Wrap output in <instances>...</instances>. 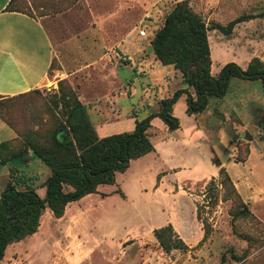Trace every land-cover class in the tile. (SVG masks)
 I'll use <instances>...</instances> for the list:
<instances>
[{
  "label": "rangeland",
  "instance_id": "1",
  "mask_svg": "<svg viewBox=\"0 0 264 264\" xmlns=\"http://www.w3.org/2000/svg\"><path fill=\"white\" fill-rule=\"evenodd\" d=\"M80 1L16 0V9L44 22L54 45V59L46 87L9 100L0 98V142L11 139L15 132L16 138L9 142L11 147L19 149L23 142L18 134L27 131L46 134L51 131L58 122L64 120V109L59 104L60 86L71 88L78 94L76 86L95 71L91 66L97 67V63L107 53L113 58L122 81L133 89L131 96L117 95L116 103L122 110L121 118L108 124L109 131L105 135L132 133L135 131V127L132 128L135 120H143L149 114L158 112L157 96L161 98L160 95L155 92L151 78L145 72L140 74L137 71L174 69L172 66H163L157 60L151 42L163 27L167 15L175 8L176 2L154 0L152 8L146 2V10L139 14L135 23L115 27L117 40L113 42L107 41L106 36L102 37V31L106 29L108 33L110 27L100 28L89 9ZM126 8L125 14L136 11L132 5ZM241 16L251 19L244 22V26H239L230 37L218 30L215 33L210 31L211 41L216 36L221 38L217 43L221 41L225 44L222 51L218 45H213V69H222L231 62L245 69L254 57L264 62V0H244ZM107 35L108 39H112ZM130 39L143 43V51L133 54L132 59L120 46ZM104 61L100 66L111 64L109 58ZM93 120L96 122L95 116ZM4 122L13 125L14 129L10 128L14 132ZM193 123L200 125L204 131L201 148H189L184 154L201 161L198 173L203 174V169L217 165L219 159L234 179L264 185L262 81L232 78L227 95L212 98L207 110L196 115ZM184 125L186 128L189 123ZM154 126L159 129L157 125ZM154 139L156 141V137ZM250 147L252 153L248 158ZM32 164L34 170L31 168L30 173L39 178L36 182L37 191L44 197L46 188L40 183L46 181L51 171L40 160ZM13 167L28 170L19 159L7 167L0 165V195ZM137 167L135 165L134 170ZM130 176L128 172L118 173L115 184L104 186V192L112 193L100 208L109 211L108 217L97 213L99 204L92 198L82 205L69 206L62 221L47 212L37 235L10 246L2 264H122L125 247L132 245L139 237L144 242L137 251L134 250L135 256L141 259L138 264L145 261L147 264H264V223L254 214L242 210L231 189L222 186L219 176L214 186L209 183L203 189L192 190V195L184 194L196 204L198 220L206 238L190 253L174 251L170 255L164 253L159 244L152 242L145 232H141V227L162 224L166 220L162 208L167 209L168 206L177 208L180 216L188 219L185 209H190V203L185 198L149 197L152 192L150 182H145L143 190L146 191L140 192ZM172 179V176L167 179L166 184ZM125 193L129 195V200H125Z\"/></svg>",
  "mask_w": 264,
  "mask_h": 264
},
{
  "label": "trees",
  "instance_id": "2",
  "mask_svg": "<svg viewBox=\"0 0 264 264\" xmlns=\"http://www.w3.org/2000/svg\"><path fill=\"white\" fill-rule=\"evenodd\" d=\"M16 8V0H11L6 11L21 12ZM250 19L243 16L226 27L214 24L208 26L192 9L189 1L177 3L167 15L163 27L156 33L151 46L162 65L172 66L182 73L187 88L176 91L172 98L160 101L158 112L149 114L143 120H136V128L132 133L100 138L88 108L80 101L78 94L71 88L60 86L59 104L64 109L63 121L46 134L37 131L18 134L23 142L19 149L11 147L9 141L1 143L0 165L7 167L19 159L28 170L13 167L9 181L0 195V264L8 247L38 233L47 209L54 218H63L69 204L98 193L101 185L115 184L117 174L126 172L132 161L153 152L155 148L148 130L155 118H160L171 132L180 130L181 123L174 116L173 108L182 95L188 96L187 113L199 115L207 110L212 98L227 95L230 80L234 77L260 80L264 90V62L258 57L252 58L245 69L231 62L217 76L212 74L209 32L218 30L230 37L239 23ZM189 88H193L195 96ZM5 123L14 129L13 125ZM35 160H40L51 171L46 181L40 183V186L46 188L44 197L37 191L36 182L39 178L30 173ZM219 178L223 187L231 189V194L242 205V210L251 215L226 168L220 170ZM215 182L212 180L210 185L214 186ZM153 235L159 247L168 255L174 251L189 250L171 224L155 229Z\"/></svg>",
  "mask_w": 264,
  "mask_h": 264
},
{
  "label": "crops",
  "instance_id": "3",
  "mask_svg": "<svg viewBox=\"0 0 264 264\" xmlns=\"http://www.w3.org/2000/svg\"><path fill=\"white\" fill-rule=\"evenodd\" d=\"M152 1L154 0H81L80 2L86 5L94 21L100 28L110 27L108 33L104 28L102 37L106 36L107 41L112 40L114 42L117 40L116 34L114 33L115 27L121 24L135 23L139 14L144 9L146 10V2L151 6ZM161 1L166 0H158V2ZM171 1L177 4L184 0ZM187 1H189L192 9L204 19L208 26L212 22L211 25L226 27L234 20L243 17L241 15L244 10V0ZM10 2L11 0H0V97L2 99L26 95L32 91L46 87L49 82V73L54 59V45L44 22L41 19L33 18L25 13L6 11ZM130 5L134 6L136 11L130 15L125 14L124 9L128 10L126 7ZM239 26H244V22L239 23L234 31ZM216 31L213 30L212 32L215 33ZM107 34L112 39H108ZM218 40H221V38L214 36L213 41H211V37L209 36L213 61L212 74L214 76H217L222 69H213L215 66L213 45H218L220 51H222V47L225 45L221 41L217 43ZM134 43L138 44L135 45ZM142 44L141 40L135 42V40L130 39L127 43L121 44L120 46H122L123 50H126L132 59L133 54L135 55L143 51ZM218 55L221 56V53ZM105 58H109L111 64L104 63L100 66L101 62H106L104 61ZM113 63V58L107 53L97 63V67L91 66L95 71L90 72L84 78V81H81L76 86L79 99L87 106L90 119L100 138L107 137L105 133L109 131L108 124L119 121L121 118L122 110H120L116 103L117 95L123 97L131 96L130 92L133 89L132 86L126 85L122 81L120 73ZM144 72L146 76L151 78L155 92L161 97L158 98L157 96L158 111L160 110V101L172 98L176 91L187 88V85L183 82L182 73L176 69H138L137 71L140 74ZM189 91L195 96L193 88H189ZM187 98V95H182L173 108L174 116L181 123L180 130L171 132L160 118H155L148 130L149 138L155 150L146 156L132 161L126 173L131 174L130 178L133 180V185L140 192L145 190H143L144 183L146 182L148 184L150 182L152 192L149 197L159 195L163 198H174L176 200L185 198L188 200L190 209H185L187 211L185 215L186 217L188 216V219L182 218L177 208L174 209L168 206L167 209L162 208V211L166 213V220L162 224H149L141 227V232H145L152 242L158 244L153 235L154 230L171 224L187 244L189 248L188 252L190 253L202 243L205 235L202 231V225L198 220L196 204L184 194L192 195V190L197 188L203 189L212 180H217L223 165L218 159L217 165L203 169V174H201L197 171V168L201 165V161L194 160L191 156H185L184 152L188 151L189 148L194 150L201 148V138L204 135L202 127L193 123V118H196V115H189L187 113ZM92 105H96L95 108ZM93 116H95L96 122L93 120ZM184 123H189V125L185 128ZM154 125H157L159 129L155 128ZM134 127L136 128V120L135 124L132 125L133 129ZM154 130H158V132ZM154 137H156V141ZM15 138L16 133L14 132V136L11 139L2 141L0 144ZM179 148L184 151H177ZM251 153L252 150L250 147L248 158L251 156ZM202 163L205 162L203 161ZM135 165L138 166L137 170H134ZM11 172L12 170L9 173ZM171 176L173 179L168 182L169 184H166L167 179ZM230 177L251 213L264 223V185L261 183L254 184L250 180H247V183H243L240 180L234 179L231 175ZM104 186L107 185H101L98 193L88 195L80 201L69 204L64 217L55 219L58 221L64 220L69 206H74V204L82 205L90 198L99 204L97 213L104 218L106 216L108 217L109 211L100 208L110 199L112 193L104 192ZM125 195V200H129V195L127 193ZM47 212L50 213L51 211L47 209L45 214ZM110 234L114 235L113 233ZM140 234L143 236L142 233ZM36 235L37 233L34 236ZM133 238L135 239L136 236H133ZM143 242L142 237H139L132 245L127 248L125 247L124 259H122L124 261H122V264H138V261H141V259L135 256L134 250L137 251ZM140 264H147V261Z\"/></svg>",
  "mask_w": 264,
  "mask_h": 264
}]
</instances>
